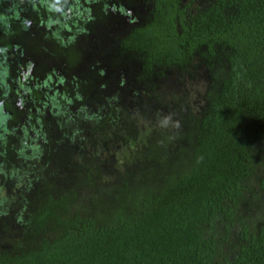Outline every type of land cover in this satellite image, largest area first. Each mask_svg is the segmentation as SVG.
I'll return each instance as SVG.
<instances>
[{
  "label": "trees",
  "instance_id": "trees-1",
  "mask_svg": "<svg viewBox=\"0 0 264 264\" xmlns=\"http://www.w3.org/2000/svg\"><path fill=\"white\" fill-rule=\"evenodd\" d=\"M74 1L0 0V10L13 12L0 13V55H8L0 57L7 70L4 77L0 73V122L6 116L2 123L14 126L8 130L0 123V224L15 232L0 246V264H264V173L260 192L244 194L248 184L253 189L257 164L264 167V0H139L135 15L120 0ZM50 7L65 14L78 8L76 15L56 17L64 20L62 31L75 28L67 40L51 28L60 20H50L55 14ZM31 22L36 35L38 27L46 28L40 38L54 47L58 70L52 68L42 83L52 86L50 93L30 83L40 74L17 69L27 61ZM95 25L119 35L110 43L116 44L114 55L109 49L98 52L110 31L97 37L91 33ZM81 35L93 38L99 56L85 54L86 44L72 46ZM76 60L98 79L89 94L77 90ZM219 65L223 76L208 100L195 90L167 102L180 120L169 139L163 135L156 142L150 134L140 139L146 160L136 153L132 158L151 167L145 183L127 177L115 194L72 211L78 188L66 192V182L57 187L53 182L81 159L88 139H101L105 151L112 135L134 144L137 120L144 123L150 107L162 106L163 80L195 66V81L204 83L203 72ZM20 76L29 79L18 82ZM70 88L74 93L65 102H75V110L61 107ZM48 103L56 108H46ZM167 146L174 152L168 149L166 155L177 161L160 154ZM92 170L85 172L89 185ZM12 177L15 207L2 192L5 185L12 187ZM241 205L254 213L244 216Z\"/></svg>",
  "mask_w": 264,
  "mask_h": 264
},
{
  "label": "rangeland",
  "instance_id": "rangeland-1",
  "mask_svg": "<svg viewBox=\"0 0 264 264\" xmlns=\"http://www.w3.org/2000/svg\"><path fill=\"white\" fill-rule=\"evenodd\" d=\"M120 1H123V3L126 6L130 7L131 10L135 12L134 15L136 13H139V8L141 9L139 0H120ZM71 3H70L71 5H74L76 2L75 1L73 2V0H71ZM43 5L45 6V3ZM47 7L48 6H46V8ZM67 9L69 12L65 14V12L63 11V8H58V10L56 11L55 8L53 9L50 7V11L52 12L54 11L55 13L54 16L51 14L52 16L50 17V20H54V21L58 20L59 18H56V17L67 18V15L72 12H74L75 15L78 13V10H77L78 8L74 9L70 7ZM11 11L12 10H6V8H3L2 10H0V13H1V16L3 15L5 17H8L10 16V14L13 13ZM74 17L76 16H72L70 18L76 21ZM62 21L61 20L60 22L57 21L55 25H51V28L54 29L55 32L58 33L60 37L67 40L72 35V33L75 32V28L71 27L67 31H62L63 28L61 25H59L60 23H62ZM33 24L34 23L31 22V24L29 25L27 29L28 36L26 38V43L28 42V44L25 47L26 49L25 51L26 53H24V55L26 56L25 59L28 60L30 57L31 59H29L28 61L33 64L35 63L33 59H36L37 57H39V59L37 60V63L39 66H42L43 68H45L46 65H49L50 67L54 68V70H56L58 68L57 62L54 63L53 60L55 59L52 57V55H55L52 49L54 47H52L51 44L49 45L48 42L45 41L44 39L40 38L45 33L46 28L43 26L38 27V31L40 35H36L35 32H36L37 27L34 26ZM76 25H78L76 26L77 28L80 27V23H77ZM114 26L117 27L116 21L113 22V27ZM93 28L94 30L91 31V33L95 34L97 37H104L105 35L108 36L109 29L105 25H95V26H92V29ZM91 33L89 35H91ZM87 35H81L79 38L77 37L74 40H72L74 41L72 42V46H75V44H78V46L82 48L83 45L86 44L84 48H85V54H87L88 56H93V55L99 56L100 51L102 53L103 51L107 49H109L108 53L112 55L116 53V44H110L118 40L117 37L119 35H117L115 30L110 31V36H108V42L105 43L103 41L104 43H101V49L98 51L99 53H96V55H95V50L97 49V46L95 45L96 42L93 40V38L88 39ZM12 38H15V37H12ZM33 48L36 51L34 53L32 51ZM73 64H75L73 69H74L77 81L79 82L77 84V90L78 88H82L84 91H86L89 94V92L92 91L94 85L98 82L97 81L98 79L96 80L97 77H94L92 69H89L88 66H84L82 63L78 62L77 60L75 61V63L73 62ZM105 66L108 67L107 65L102 63L99 67H103L105 70H108V68H106ZM219 67L220 65L217 66L210 73H205L202 71L205 75V79H203L204 83H201L200 81H195V76L197 73L195 66L189 67V68L187 67L184 69H178L176 70V72L170 74L169 78L163 80L162 84L164 85V88H165L164 91L166 95L164 96V98L161 97L160 100L158 101L159 105H162V106H158L155 109L150 107L149 108L150 110H148L147 120H144V123L140 124L142 121V118L140 120L139 119L137 120L138 128L134 132V135L136 137L135 138L136 140L134 139V142H133L134 144L131 145L130 142L126 143V139H125L126 136L124 135H121L120 137H117V135L115 136L112 135L113 142L111 143L112 139H109L108 141L109 148L108 149L106 148L107 150L105 151L103 150L105 147L101 143V139L98 140V143H94L88 139L87 142L85 143L88 145L87 148L79 151V154H80L79 157H81V159L77 160V162L74 163V166L71 169H64L61 172L59 178L54 180L53 182L54 187H57V185L61 181L66 182L65 189L63 190L66 192H70L78 188L79 199L77 200L76 205L74 206L72 211H83L85 207L91 208L93 198H106L108 195L115 194L116 187L121 186L122 181H125L127 177L129 178V180L132 181L130 183H137V184L145 183L147 181V177L149 176V171L151 167H144L142 165H139L140 164L139 160H137L136 162V158H132V156L139 155V157H142L141 159L143 161L146 160V157L148 154V151L144 147L146 146V143L143 140L141 141L140 139H142L145 136V134L147 135L150 134V136H152L153 138H156L155 139L156 142H159V138L162 137L163 135H167V138L169 139L170 132L173 131L174 127H177V128L179 127L180 120L178 118L179 116L172 114L171 106L173 103H171L170 104L171 106H170V105H167V102L169 100L174 102L177 98H180L181 96H183V94L187 98L195 90H200L201 92L200 97H202L201 98L202 101L208 100L209 96L213 92L214 84L220 79V77L223 76V72L222 70H219ZM43 68H40V69H43ZM50 71L48 70V72ZM42 81L43 79L42 80L40 79V80L35 81V83L37 82L40 84L42 83ZM30 83H34V81H30ZM185 85L186 87L183 88ZM73 89L74 88H70L69 96H66L61 100V107H66L68 109L75 110V108L73 107V105H75V102L73 103L69 101L65 102V98H68V97L71 98L72 94L74 93ZM53 92L54 90H52V93ZM203 93L204 95L202 96ZM49 107H51L52 109L56 108L55 106H51V104L48 103L46 108H49ZM3 113L4 112H2V116H4ZM5 117L6 116H4V118H1V119H4L0 122L2 124V127L8 130L13 129L14 128L13 125H12L13 127H11L7 124L2 123L8 120V118L7 117L5 118ZM18 123H19V120L15 121L14 125ZM3 132H4L3 128H1L0 133H3ZM8 133L10 132L4 133L6 137H9L10 134ZM110 134H114V132L111 131ZM157 137L159 138L157 139ZM166 149L167 150L164 152V154L160 152L162 156L165 155V159H167L168 156H169V159H173V161H177L179 159V157L177 158V156L171 155V153L174 152L173 146H167ZM168 149L171 150V153L168 154L167 156L166 152L168 151ZM261 158L262 157H260V159ZM63 159L66 162V158L63 157ZM160 160H163V159H160ZM78 163H80V166ZM150 163L152 164L153 167L157 166V163L153 161H150ZM257 167L259 171H257L256 175H253L251 177V181L253 180V183H251L253 186V189L249 190L250 184H248L246 192L244 193L247 196L255 194L256 192L257 193L260 192L258 190L259 185H260L259 180L263 176L264 167L261 164H257ZM87 168L93 169L92 170L93 171L92 185L87 184L86 174H85V172L87 171ZM6 171L9 172L10 170L6 169ZM10 181L12 182V187L9 188L7 187V185H5L2 189V192L4 194L3 195L4 197L10 199L9 202L12 205V207H15L14 196L17 192V189H16L17 184L16 182H14V177H12L9 180V182ZM3 182H5L6 184L8 180L5 181V179L3 178ZM261 193H262V199H264V191H262ZM248 204L251 207H257L259 209L263 207L262 204L255 205V206L251 205V203H248ZM245 207L244 205H241L240 211L244 216L249 217V214L255 210L252 209L253 210L252 212H245ZM253 216H255V214H253ZM11 220L9 219L8 221L7 219H5V221L9 223ZM7 222H4V224H6ZM2 224H0V246L3 247L5 246L6 240L11 239L10 233H15V232H10L8 228L5 229V227H3ZM236 229L238 228L234 227L233 231H236ZM7 248H10L8 243H7Z\"/></svg>",
  "mask_w": 264,
  "mask_h": 264
},
{
  "label": "flooded vegetation",
  "instance_id": "flooded-vegetation-1",
  "mask_svg": "<svg viewBox=\"0 0 264 264\" xmlns=\"http://www.w3.org/2000/svg\"><path fill=\"white\" fill-rule=\"evenodd\" d=\"M0 51H4V49H2V48H0ZM8 55H0V57H1V59L3 60L4 58L3 57H7ZM26 56L24 55L23 56V58H25ZM18 60L17 61H19V56H18V58H17ZM29 59H31L30 57H29ZM28 59V60H29ZM24 61V63H27V66H26V64H24V63H18V65H17V69H19V67L21 66L22 68L23 67H25L24 69H23V73L25 74V72L26 71H28V73L30 74V75H38V74H40V78L38 79V80H44L45 78H46V76H47V74L46 73H48V70L50 71L51 69H52V67L50 68V67H48V68H44V69H40V68H42L41 66H39L38 65V63H37V61L35 60V59H33L34 61H35V63H31V62H29V61ZM37 72H42V73H37ZM0 73H1V75H2V77H4L5 76V74L7 73V70H6V68H5V62H2V64L0 65ZM43 76H42V75ZM26 79V76H20V79H18L17 81L18 82H20L21 80H23V79ZM29 78H27L26 80H28ZM35 83V82H34ZM42 83H43V81H42ZM42 83H40V85H42V86H39V88L41 89V90H47L48 91V93H50L51 92V89L50 88H52V86L51 87H45V86H43V84ZM52 83V82H51ZM1 104H3L2 103V101H0V105Z\"/></svg>",
  "mask_w": 264,
  "mask_h": 264
},
{
  "label": "water",
  "instance_id": "water-1",
  "mask_svg": "<svg viewBox=\"0 0 264 264\" xmlns=\"http://www.w3.org/2000/svg\"><path fill=\"white\" fill-rule=\"evenodd\" d=\"M2 110L5 111L4 108Z\"/></svg>",
  "mask_w": 264,
  "mask_h": 264
}]
</instances>
